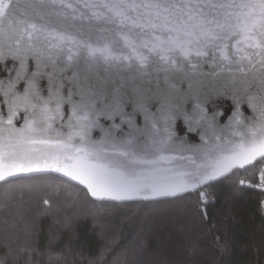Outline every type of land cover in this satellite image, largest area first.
Listing matches in <instances>:
<instances>
[{
  "label": "snow or ice",
  "instance_id": "1",
  "mask_svg": "<svg viewBox=\"0 0 264 264\" xmlns=\"http://www.w3.org/2000/svg\"><path fill=\"white\" fill-rule=\"evenodd\" d=\"M252 196L264 0H0V264H264Z\"/></svg>",
  "mask_w": 264,
  "mask_h": 264
},
{
  "label": "trees",
  "instance_id": "2",
  "mask_svg": "<svg viewBox=\"0 0 264 264\" xmlns=\"http://www.w3.org/2000/svg\"><path fill=\"white\" fill-rule=\"evenodd\" d=\"M38 208L37 203H33L27 209L29 214L34 213ZM236 213L239 217V223L236 224L232 229V235L234 240L238 244H245L252 240L254 237L257 241L260 237V228L264 221L261 220L260 215L255 212V197L252 196L243 200L238 207L236 208ZM3 217L0 214V259L4 257V242H5V233L3 228ZM40 226L47 229L48 221L45 219L41 221ZM130 236V230L126 229L124 232V239H127ZM149 244L154 243V238L152 236L147 237Z\"/></svg>",
  "mask_w": 264,
  "mask_h": 264
},
{
  "label": "water",
  "instance_id": "3",
  "mask_svg": "<svg viewBox=\"0 0 264 264\" xmlns=\"http://www.w3.org/2000/svg\"><path fill=\"white\" fill-rule=\"evenodd\" d=\"M232 74L233 73H228V72L221 73L222 76H229V75H232ZM235 75L240 76V75H242V73L236 72ZM225 107L227 108V105ZM246 114H248V113H246Z\"/></svg>",
  "mask_w": 264,
  "mask_h": 264
}]
</instances>
